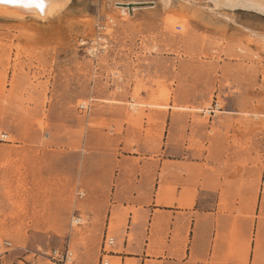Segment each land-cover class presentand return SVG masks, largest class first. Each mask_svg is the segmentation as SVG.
<instances>
[{
    "label": "rangeland",
    "instance_id": "374dc122",
    "mask_svg": "<svg viewBox=\"0 0 264 264\" xmlns=\"http://www.w3.org/2000/svg\"><path fill=\"white\" fill-rule=\"evenodd\" d=\"M214 1L74 0L49 22L0 20V240L13 258L122 264L111 254L146 248L147 264L174 261V219L149 210L190 204L191 189L202 235L216 234L210 264L227 260L219 242L231 258L251 251L264 14Z\"/></svg>",
    "mask_w": 264,
    "mask_h": 264
},
{
    "label": "crops",
    "instance_id": "0c3cea01",
    "mask_svg": "<svg viewBox=\"0 0 264 264\" xmlns=\"http://www.w3.org/2000/svg\"><path fill=\"white\" fill-rule=\"evenodd\" d=\"M159 174H161V171ZM262 183H264L263 180ZM190 199V204L179 201V199H177L174 204H167L165 202L157 204V200H154V203L151 204L153 207L149 210L151 222L154 220L157 211L160 212L159 216L161 217L173 218L176 234H169L168 240L171 242L172 238H175L176 248L180 245V252H176V258L174 261H170V259L167 258H165L166 260L159 258V260H157L158 262H163V264H202L197 261L206 260L208 264H210V258L215 252V242H211V239L215 240L216 234L214 233V236L211 239L210 235L208 237L202 235V224L197 221L198 211L195 209L198 199L197 195L193 196L192 189L190 191ZM257 202L256 218L252 221L255 238L251 244V251L245 256L231 258L229 250L225 248L224 243L219 242L220 245L216 252L220 258H227L223 264H264V214H261V209L264 207L263 187L260 189ZM216 211V215H219L218 209ZM145 245L147 244L145 243ZM171 245L172 244L170 243V246ZM136 251L137 252L133 253L132 256L116 254H111V256L116 259H121L122 264H127V260L134 261L132 262L133 264H147V262L155 261L153 256L149 257L146 248L138 249ZM165 256L168 257L169 255L166 254ZM236 259L244 260V262L236 261ZM112 264L119 263L113 262Z\"/></svg>",
    "mask_w": 264,
    "mask_h": 264
},
{
    "label": "bare ground",
    "instance_id": "6f19581e",
    "mask_svg": "<svg viewBox=\"0 0 264 264\" xmlns=\"http://www.w3.org/2000/svg\"><path fill=\"white\" fill-rule=\"evenodd\" d=\"M73 1L74 0H43V7L38 9L34 6L23 7L19 3L0 0V20H26L28 18L31 20L33 19L34 22L35 20L36 22H49L55 18H61L70 8ZM214 2H220L221 4L228 6V8L242 7L264 14V0H215ZM193 15L194 18L201 23L206 21L202 12L196 11ZM211 21L212 20H210L209 25H212ZM93 52L95 51L92 50L91 54Z\"/></svg>",
    "mask_w": 264,
    "mask_h": 264
},
{
    "label": "built area",
    "instance_id": "2783aa9c",
    "mask_svg": "<svg viewBox=\"0 0 264 264\" xmlns=\"http://www.w3.org/2000/svg\"><path fill=\"white\" fill-rule=\"evenodd\" d=\"M83 108V106H81ZM216 108L218 111L221 110L218 105H216ZM211 113V112H210ZM9 142V136L5 133H0V143H7ZM114 245V240L112 238H108L106 236L104 244H103V253L104 256H109L111 254L110 251L107 250V246ZM15 248L13 246V243L7 239L0 240V264H27L23 260H20L19 258L15 259L12 257V254L14 253ZM55 256L61 257V260L65 257L66 260L69 259V256L71 255L70 250L67 251L66 255L60 256L58 251H55ZM101 264H108L107 261H105L104 257L101 259Z\"/></svg>",
    "mask_w": 264,
    "mask_h": 264
},
{
    "label": "snow or ice",
    "instance_id": "6c2138e0",
    "mask_svg": "<svg viewBox=\"0 0 264 264\" xmlns=\"http://www.w3.org/2000/svg\"><path fill=\"white\" fill-rule=\"evenodd\" d=\"M11 3H19L23 7L34 6L38 9L43 7V0H8Z\"/></svg>",
    "mask_w": 264,
    "mask_h": 264
}]
</instances>
